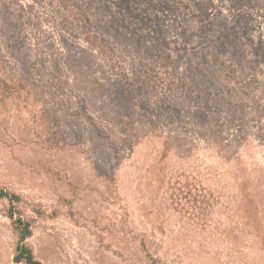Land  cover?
<instances>
[{
    "label": "rangeland",
    "instance_id": "rangeland-1",
    "mask_svg": "<svg viewBox=\"0 0 264 264\" xmlns=\"http://www.w3.org/2000/svg\"><path fill=\"white\" fill-rule=\"evenodd\" d=\"M3 193L45 264H264V0H0L24 264Z\"/></svg>",
    "mask_w": 264,
    "mask_h": 264
},
{
    "label": "trees",
    "instance_id": "trees-1",
    "mask_svg": "<svg viewBox=\"0 0 264 264\" xmlns=\"http://www.w3.org/2000/svg\"><path fill=\"white\" fill-rule=\"evenodd\" d=\"M3 196H7L12 203L9 215L13 219L14 229L18 236V244L14 257L15 261L23 262L24 264H45L35 257L32 248L26 243V239L32 234V224L30 220L24 218L22 214L14 207L16 201H19V197L17 195H10L8 193H3ZM16 213L18 215L15 217Z\"/></svg>",
    "mask_w": 264,
    "mask_h": 264
}]
</instances>
